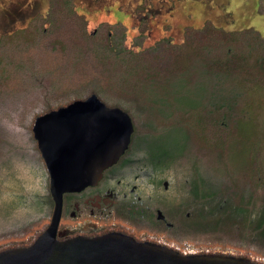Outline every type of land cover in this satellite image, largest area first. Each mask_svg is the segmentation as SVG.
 Returning <instances> with one entry per match:
<instances>
[{
  "label": "trees",
  "instance_id": "1",
  "mask_svg": "<svg viewBox=\"0 0 264 264\" xmlns=\"http://www.w3.org/2000/svg\"><path fill=\"white\" fill-rule=\"evenodd\" d=\"M146 30L143 21L134 48H141ZM126 32L121 23H102L89 31L75 0H48L45 10L24 27L0 36V252L31 245L50 222L53 202L32 131L35 119L95 95L107 107L126 112L136 133L154 137L155 146L169 152V165H190L191 182L179 194L189 188L192 201L177 206V217L185 220L186 205L210 204L211 215L216 197L229 201L230 209L217 213L214 225L183 226L179 241L169 248L184 255L224 254L264 264L256 260L264 257L261 148L254 142L248 149L249 169L240 184L223 161L250 108H256V101L264 108V39L251 30L226 32L206 22L200 30L187 28L179 45L162 39L135 51L126 48ZM197 88L207 97L175 105L177 92ZM147 91L161 103H147ZM260 118L264 120L259 113ZM198 155L225 165L220 167L230 180L214 189L201 176ZM229 215L244 216L243 234L229 242L230 249L225 242L211 246L206 236L238 232L224 224ZM200 238L201 244L190 241Z\"/></svg>",
  "mask_w": 264,
  "mask_h": 264
},
{
  "label": "water",
  "instance_id": "2",
  "mask_svg": "<svg viewBox=\"0 0 264 264\" xmlns=\"http://www.w3.org/2000/svg\"><path fill=\"white\" fill-rule=\"evenodd\" d=\"M32 131L48 174L51 218L31 245L1 251L0 264H259L224 254L184 255L122 234L58 240L63 195L96 185L127 150L133 125L126 112L92 95L37 117Z\"/></svg>",
  "mask_w": 264,
  "mask_h": 264
},
{
  "label": "rangeland",
  "instance_id": "3",
  "mask_svg": "<svg viewBox=\"0 0 264 264\" xmlns=\"http://www.w3.org/2000/svg\"><path fill=\"white\" fill-rule=\"evenodd\" d=\"M47 1L0 0V36L23 27L34 14L45 10ZM139 3L140 0H75V9L85 17L89 31L96 30L102 23H121L127 30L126 45L131 48L133 38L138 36L139 20L142 17L141 13L137 12ZM148 9L151 16L147 22L146 38L141 48L134 49L135 51L152 47L162 39H169L171 44L179 45L184 41L187 28L200 30L206 22H210L215 28L226 32L251 30L260 39H264V0H152V6ZM191 71L199 73L200 69L199 67H193ZM204 92L201 88L193 89L189 93H181L180 91L177 93L183 96L180 94V97L174 96L175 99L173 101H175L176 106L184 107L187 104L199 102L205 96L207 97ZM145 97H147V103H152V107L161 103L157 100L156 94L150 91H147ZM260 103L256 101V108L251 107L246 121L238 125L237 134L232 138L223 160L225 165L229 167L232 180L239 184L242 183L243 176L248 172L247 153L254 142L259 144L261 159L264 162V120H261L262 118H260L261 121L259 120V113L264 116V112H261L264 108ZM191 147L188 155L193 157L195 153ZM188 159L190 158L188 157ZM225 165H218L209 155H205V157L199 156L197 160V167L201 176L214 189H218L228 179L230 180V178L225 176L228 175V172L220 167ZM172 168L177 174L175 181H178V190L173 194L172 191L168 195L171 196L172 194V198L176 199L177 206L181 202L188 204V202L192 201L189 188L184 189V187L181 195L179 190L191 182L190 165L187 163L176 164ZM169 175L171 176L172 174L169 173ZM209 206L210 204L205 207L186 205L184 209V222L187 223L186 225L195 226L196 223H203L204 225L212 226L214 225L213 218L217 213L220 214L219 212L222 213L224 210L230 209L228 199L221 196L216 197L211 203L212 207L210 208L213 209L211 215L208 212ZM228 217L230 219L225 221L224 224L234 225L238 232L224 237L220 234L206 236L204 240H207L211 246H218V244L225 242L222 244L230 249L229 242L232 240L231 244L236 243L240 238L239 236L243 234L242 217L244 216L235 217L229 215ZM24 233L23 236L28 235L27 232ZM248 239L253 240L251 237H248ZM190 241L201 244L203 239ZM237 250L240 254H243L242 250L239 251L235 247V251ZM256 260L264 263V257H257Z\"/></svg>",
  "mask_w": 264,
  "mask_h": 264
},
{
  "label": "flooded vegetation",
  "instance_id": "4",
  "mask_svg": "<svg viewBox=\"0 0 264 264\" xmlns=\"http://www.w3.org/2000/svg\"><path fill=\"white\" fill-rule=\"evenodd\" d=\"M150 6L152 0H140L137 7L142 15L139 25L144 21L147 27ZM131 48L138 49L132 44ZM169 155L155 146L154 137L136 133L133 126L127 150L102 172L96 185L63 195L57 239L122 234L141 243L169 248L171 242L173 246L187 223L176 216L178 208L172 194L178 190V181L169 165Z\"/></svg>",
  "mask_w": 264,
  "mask_h": 264
}]
</instances>
